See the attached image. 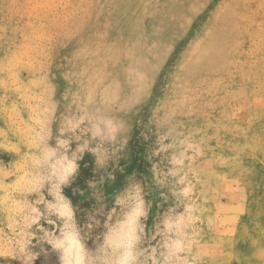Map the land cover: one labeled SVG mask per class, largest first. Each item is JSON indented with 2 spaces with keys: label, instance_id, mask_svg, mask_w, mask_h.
<instances>
[{
  "label": "rangeland",
  "instance_id": "obj_1",
  "mask_svg": "<svg viewBox=\"0 0 264 264\" xmlns=\"http://www.w3.org/2000/svg\"><path fill=\"white\" fill-rule=\"evenodd\" d=\"M0 264H264V0H0Z\"/></svg>",
  "mask_w": 264,
  "mask_h": 264
}]
</instances>
